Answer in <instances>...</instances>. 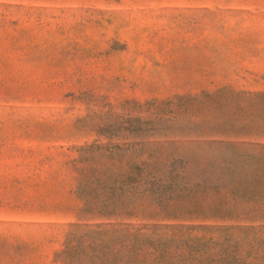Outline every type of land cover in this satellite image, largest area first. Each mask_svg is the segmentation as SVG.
Here are the masks:
<instances>
[{"label":"rangeland","instance_id":"obj_1","mask_svg":"<svg viewBox=\"0 0 264 264\" xmlns=\"http://www.w3.org/2000/svg\"><path fill=\"white\" fill-rule=\"evenodd\" d=\"M0 264H264V0H0Z\"/></svg>","mask_w":264,"mask_h":264}]
</instances>
